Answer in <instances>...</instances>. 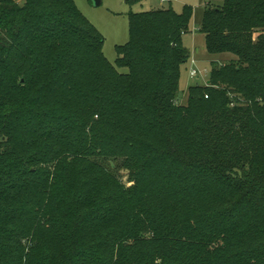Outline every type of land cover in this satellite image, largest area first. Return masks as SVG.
<instances>
[{"label":"trees","instance_id":"1","mask_svg":"<svg viewBox=\"0 0 264 264\" xmlns=\"http://www.w3.org/2000/svg\"><path fill=\"white\" fill-rule=\"evenodd\" d=\"M205 3L235 59L181 106L191 6L129 13L113 66L75 0H0V264H264V0Z\"/></svg>","mask_w":264,"mask_h":264},{"label":"rangeland","instance_id":"2","mask_svg":"<svg viewBox=\"0 0 264 264\" xmlns=\"http://www.w3.org/2000/svg\"><path fill=\"white\" fill-rule=\"evenodd\" d=\"M205 0H178L171 4L165 2L162 4L160 0H145L141 3H136L134 6H128L127 0H102L99 7L93 5L92 0H75L82 15L91 22L99 31L105 43L103 53L111 65L116 66L117 53L116 48L120 45H125L130 41L128 21L129 13H143L150 10L166 9L172 6L177 13H181L185 5L191 6L194 10L193 20L190 25V30L184 34V46L190 51V58L182 65L180 78L179 104L187 106L188 90L192 86H207L209 84V75L212 69L213 61H218L220 64H226L229 60L235 59L232 54L210 55L205 47V36L199 32V26L202 21V16L205 10ZM264 31L256 32L254 39L256 40ZM198 50V52H197ZM121 73H128V69H118ZM191 70H196L198 76L191 78ZM207 71V73H205ZM117 175L121 178L122 183L127 187L130 186L127 170H120Z\"/></svg>","mask_w":264,"mask_h":264},{"label":"built area","instance_id":"3","mask_svg":"<svg viewBox=\"0 0 264 264\" xmlns=\"http://www.w3.org/2000/svg\"><path fill=\"white\" fill-rule=\"evenodd\" d=\"M173 1H178V0H160L162 4H165V2L171 4ZM205 73H207V71H205ZM190 76L191 78H195L198 76V72L196 70H191Z\"/></svg>","mask_w":264,"mask_h":264},{"label":"water","instance_id":"4","mask_svg":"<svg viewBox=\"0 0 264 264\" xmlns=\"http://www.w3.org/2000/svg\"><path fill=\"white\" fill-rule=\"evenodd\" d=\"M94 6L99 7L102 3V0H92ZM23 82V81H22Z\"/></svg>","mask_w":264,"mask_h":264},{"label":"crops","instance_id":"5","mask_svg":"<svg viewBox=\"0 0 264 264\" xmlns=\"http://www.w3.org/2000/svg\"><path fill=\"white\" fill-rule=\"evenodd\" d=\"M205 3V2H204ZM205 5H206V3H205ZM197 52H198V50H197Z\"/></svg>","mask_w":264,"mask_h":264}]
</instances>
